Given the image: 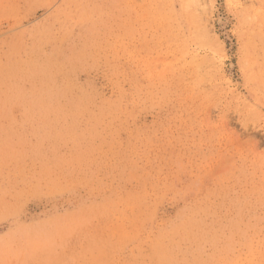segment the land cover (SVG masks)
Masks as SVG:
<instances>
[{"label":"rangeland","instance_id":"rangeland-1","mask_svg":"<svg viewBox=\"0 0 264 264\" xmlns=\"http://www.w3.org/2000/svg\"><path fill=\"white\" fill-rule=\"evenodd\" d=\"M0 264H264V0H0Z\"/></svg>","mask_w":264,"mask_h":264},{"label":"bare ground","instance_id":"bare-ground-1","mask_svg":"<svg viewBox=\"0 0 264 264\" xmlns=\"http://www.w3.org/2000/svg\"><path fill=\"white\" fill-rule=\"evenodd\" d=\"M220 24L222 27H224V25H225L223 21H221Z\"/></svg>","mask_w":264,"mask_h":264}]
</instances>
